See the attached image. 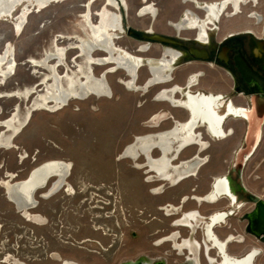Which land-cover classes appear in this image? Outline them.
<instances>
[{
	"label": "rangeland",
	"instance_id": "obj_1",
	"mask_svg": "<svg viewBox=\"0 0 264 264\" xmlns=\"http://www.w3.org/2000/svg\"><path fill=\"white\" fill-rule=\"evenodd\" d=\"M150 1L157 8L155 20L146 15L137 16L142 0H126L127 9L123 5V9L121 6L113 9L124 16L125 31L121 38L115 40L117 44L134 52L136 45L144 42L129 34L126 28L143 31L153 25L156 31L174 35L166 21L176 19L182 8L193 7L181 0ZM88 2L95 22L97 12L105 4L103 0H66L52 3L40 11L30 8L26 25L19 31L14 21L24 3L18 5L12 16L0 17V52L9 43L16 59L14 75L0 81V91L19 90L21 95L0 98V120L12 114L16 105L21 107L20 118L25 116L27 109H33L31 106L36 94L30 93L31 96L24 98L23 92L39 82L43 70L38 69L40 71L35 73L29 57L37 58L53 50L56 40L60 45H68L74 41L75 35L88 36L83 18ZM222 23L223 32L230 30L234 24L232 19H224ZM60 34L64 37H59ZM156 46L160 45H151L146 56L154 55ZM67 55L64 62L72 65L78 53L71 50ZM188 62L183 60L182 65L172 71V81L151 86H147L151 77L149 68L147 70V65L143 64L138 70L137 82L141 87L137 91L131 90L123 81L121 84L118 82L120 77H127L124 71L108 74L115 93L111 101L92 96L87 100L71 102L64 108L51 106L31 111L25 127L14 138L13 146L0 150V179L7 178V172L15 174L13 180L24 179L39 164L62 160L72 164L68 182L74 190L69 194L64 185L59 192L43 198L53 179L39 190L35 195L38 205L30 211L42 216L44 224L39 225L27 221L17 211L6 199L0 184V264H63L65 260H74L78 264H121L145 256L151 260L164 258L167 264L187 261V254H180L172 242L155 243L174 231L180 232L184 238L191 232L190 239L202 241L200 229L175 225L178 215L174 213L202 210L205 205L202 201H185L186 195L183 194L201 195L212 177L225 173L234 159V150L241 144V136H229L224 140L208 138L210 146L203 151L208 162L200 168L196 177L184 179L176 185L167 182L169 180L154 178L146 168L137 169V162L146 163L143 157L124 159L121 152L126 144L135 142L137 135L157 134L188 117L184 109L173 107L166 101L164 103L158 95L165 87L181 86L189 73L195 70L205 72L197 77L198 84L192 89L201 86L210 92L230 91L228 74L201 62ZM60 66V70H64L63 64ZM98 73L99 70H95V74ZM42 87L39 83L34 92ZM175 96L179 97L178 93ZM157 113L163 114L166 122L148 127L146 124ZM227 121L229 126L238 128L242 125L240 119ZM1 131L6 130L0 127ZM203 134L204 140H207L206 134ZM23 150L26 157L22 161L20 155ZM198 150V145L189 147L181 153L180 159L184 162ZM158 152L154 150L153 155L159 156ZM173 158L175 153L170 159ZM242 180L251 193L264 195V132L260 144L242 168ZM192 188L196 190L192 191ZM174 206L175 209H171ZM169 211L173 214L167 215ZM242 211L231 220L247 239L244 244H231V251L236 253L243 252L249 245L261 247L240 231ZM210 253L212 255L213 251ZM8 255L9 263L4 259ZM204 257L201 255V263L207 264ZM263 259L260 255L257 261Z\"/></svg>",
	"mask_w": 264,
	"mask_h": 264
},
{
	"label": "bare ground",
	"instance_id": "obj_2",
	"mask_svg": "<svg viewBox=\"0 0 264 264\" xmlns=\"http://www.w3.org/2000/svg\"><path fill=\"white\" fill-rule=\"evenodd\" d=\"M62 1L66 0H0V17L12 16L18 5L24 3L23 7L20 9V13L14 21L15 28L17 31H19L23 25L24 27L26 25L30 8H36L37 11H40L52 3H58ZM103 1L105 4L97 12V20H95V22L92 19V12L89 8L90 2L87 4L88 9L84 12L83 18L89 33L88 36L75 35L74 41L68 43V45H60L57 42L58 40H56L53 50L46 51L45 54L37 58L32 56L29 57V62L32 63L35 73L40 71L38 69L43 70L39 77V82H37L35 85L32 84L23 92L24 98L31 96L30 93L36 94L31 106L33 109H27L25 116L20 118L21 107L19 108V106L16 105L15 111L12 114L3 120H0V127L6 130L1 131L0 133V150L13 146L14 138L25 127L26 119L31 111L36 109H45L51 106L56 108H64L71 102L87 100L92 96H96L98 100L111 101L114 98L115 93L114 88L108 79V74L110 73L124 71L127 77H120V81L118 82L121 84L123 81V84H126L131 90L134 91L140 90L141 87L137 82V78L138 70L143 65V63H145L149 68L151 76L148 79L149 81L147 86L165 83L170 80V76L168 74L165 75L163 71L165 68L170 70L178 65L181 57L177 59L173 52L171 53V51H168L170 54L169 56L161 58L159 60L160 64H154L152 59L147 58L144 60L142 57H140V55H135L126 48L117 44L115 40L119 38V32L123 31V25L121 22L122 16L120 12H117L116 10L113 11V9H118L121 5L127 9V2L126 0H120V5V1L118 0ZM224 3L225 1L219 6L213 4V8H217L219 11H221L224 8ZM153 6L147 4L141 9H139V7H141L139 6L137 8L139 10L138 15L145 16L147 12H151V16H154L155 12ZM110 7L112 9H110ZM205 9L208 11V14L213 13L216 15V13L212 12L213 9L211 7H205ZM217 16L218 14L216 15V18ZM175 22L173 25L176 27H184L182 20L176 23ZM200 29H202V27H200ZM200 34L199 37L203 40L204 37L202 34ZM59 37L64 36L60 34ZM143 48L145 49V46ZM71 50H76L78 53V56L74 58L72 65L64 62V58L68 56L67 54ZM60 64H63L64 70H60ZM15 67L16 59L8 43L6 47H4L0 52V81H5L9 77H12L14 75ZM95 70H99V73L95 74ZM197 77L198 75H195L192 80L197 81ZM39 83L43 85L42 89L40 88V90L34 92V89L37 88ZM190 85L191 83H188L186 85V90L183 92L180 86H174L170 89L161 91L158 95L161 101H166L174 107H181L184 109L188 114L186 119L177 121L173 127H168L157 134H154L155 132H153L137 135L135 142H129L126 144L121 152V157L124 159L127 158L137 160L139 157H143L144 160H146V163L141 164L142 162H137V169L146 168L145 170H147L149 175H152L154 178L156 177L162 181L169 180L172 185H176L184 179L196 177L200 168L199 165L204 162L201 152L204 150V147H206V142L201 137L200 131L197 130L199 124L204 122L209 129L208 132L211 134H219L218 132H220V124H222L221 122L223 119V116H221L215 109V101L218 98L214 97L212 94L201 95L200 93L196 95V93H193L188 89ZM179 92L182 96L184 95V97L179 98L175 96V94ZM185 92H187V95L184 94ZM17 95H20L19 90L0 91V98L14 97ZM211 112L214 114V116ZM235 112L237 113V111ZM235 112H233V109L229 106L226 115H230ZM192 114L193 118L190 119ZM242 114L245 117L247 115V113ZM163 119H166L163 114H154L146 125H149L148 127H156ZM195 145H198L200 148L198 153L195 151L193 153L194 157H189L190 159L187 158L188 160L182 162L183 159H180L181 153L185 149ZM154 150L159 151V156L153 155ZM170 152L172 153L171 155L169 154ZM174 153L175 158L170 159ZM20 157L22 161L26 157V152L24 150ZM180 160L181 164H178ZM71 170L72 164L68 161L49 160L39 164L29 171L24 179L13 180L15 174L13 172H7V178L0 179V184L4 189L6 199L15 206L17 211L24 215V218L27 221L42 225L44 224L42 221V216L30 212L38 205V200L35 198V195L39 190L45 188L51 179H53L51 187L45 194L42 195L43 198H49L51 195L59 192L61 188H64L65 186L67 187L66 192L69 194L72 193L74 189L68 182V177L71 174ZM221 180H227V178L216 179L214 183L217 192L215 194L216 196L220 194L218 193L220 192L218 189V183ZM233 183L234 182L232 181V184ZM233 185V188H241H237L235 183ZM212 196H214V193ZM216 217L217 216L212 217V220L209 224L210 226L213 224ZM194 220L195 217H188L181 224L193 227V225L197 223V221L194 222ZM172 239V241L175 243V246L181 250L182 246L177 244L175 240L176 237L173 236ZM184 245H186L191 250L190 241L185 242ZM253 255L254 254L252 251L248 253L243 259L234 262V264H250V262L253 261ZM9 257L10 256L8 255L4 258L5 262H10ZM145 257H141L139 259L144 261V263L153 262L151 258L148 259ZM223 259L226 258L223 257ZM157 260L164 261V258H157ZM192 260L196 262V259ZM129 262L134 263L135 261L133 260ZM63 264L78 263L74 260H65Z\"/></svg>",
	"mask_w": 264,
	"mask_h": 264
},
{
	"label": "flooded vegetation",
	"instance_id": "obj_3",
	"mask_svg": "<svg viewBox=\"0 0 264 264\" xmlns=\"http://www.w3.org/2000/svg\"><path fill=\"white\" fill-rule=\"evenodd\" d=\"M224 1V8L221 11L217 8H213V4L219 6ZM181 2H189L193 7L182 8L176 19H168L166 21L169 27L172 28L174 35H169L167 33L165 35L158 34L155 32L156 30L153 29V25L147 26V29L143 31H132L126 28L129 34L140 38L144 42L137 44L134 52L130 51L127 46H124V48L135 55H140L144 60L147 58L152 59L154 64L159 63L158 60L161 58L169 56L170 54L168 51H171V53L173 52L177 59L181 57L178 65L170 70L165 68L163 71L165 75L168 74L170 76L168 82L173 80L172 71L182 65L183 60H188V63L201 62L204 65L214 66L228 74L230 78L229 92L209 91L213 95H220L221 97L218 100L216 99V101L214 100L216 111L223 116L222 124H220V132H218L219 134H211L208 132L209 129L204 122H201L198 128L203 140L205 138L203 132L207 136V140H204L206 142V147L203 151L207 150L210 146L208 138L211 140H224L229 136L235 137L240 135L241 144L234 150L235 153L240 146H243L242 143L246 134L247 121L242 113L246 114V111L251 109L253 97L264 102V0H181ZM147 4L154 5L150 0H142L139 9ZM153 7L155 15L151 16V12H147L145 15L155 20V18H157V8L155 6ZM205 7H211L213 9L212 12L216 13V15L218 14L217 18L213 13L208 14ZM121 8L123 9L122 6ZM121 14L123 31L119 32V38L122 37V33L125 31V26L123 24L124 16L122 12ZM224 19H232L234 23L233 27L225 32H223L222 25ZM250 19H252V21ZM181 20L184 23V27L178 28L173 25L175 21L178 22ZM257 25L259 26L254 27ZM200 27H202L203 30L200 29ZM200 33L204 37L203 40L199 37ZM152 35H156L159 39H161L160 37L165 39L159 41L154 40L151 38ZM154 44L160 46L155 47L154 55L146 56L151 45ZM144 46L145 49L143 48ZM143 64L146 66L145 63ZM250 72L254 74V77L249 75L251 74ZM204 73L205 72L202 70H195L189 73L183 85L180 86L182 92L186 90V85L188 83H191L188 87L191 92H200L197 88L192 89V86L198 84L197 81H193L192 79L195 75L199 77L203 76ZM167 89L169 88L165 87L161 89V91ZM178 95L182 97L180 92ZM229 106L233 109V112L237 111V113L226 115ZM228 119H240L242 125L238 128L235 127V125L229 126ZM261 128L262 134L258 145L261 142L264 132V121ZM203 151L201 154L204 162L199 165L200 168L208 162L207 156H203ZM190 156V158L194 157L193 154ZM240 175L241 177L232 168L231 163L225 173L217 174L212 177L208 187L206 190H202L201 195H193L190 192L183 194L186 195L184 196L185 201L194 199L202 201L204 204L213 205L211 208L203 207L201 211L191 210L185 213L178 210L179 212L174 213L178 215L175 219L176 222L174 221V224L177 226L188 227L189 225H181V221H183L184 218L195 217L194 222L197 221V223H195L193 227H189L193 228L192 230H201V242L196 239H190L191 232H189L187 239L186 237H181L180 232L177 233L174 231L168 236L159 238L155 244H162L166 241L174 243L172 237L175 236L177 244L182 246V248L179 250L178 247L175 246V243L173 247L179 250L180 254H187L186 260L189 264H202L201 255L203 257L205 256L204 258L207 264H234V262L243 259L252 251L254 255L252 258L253 261L250 262V264H264V259L262 261H257L260 255L264 257V195L251 193L242 180V172ZM218 178H227V180H221L218 183V189L220 191L218 193L220 194L216 196L215 194L217 192L214 183ZM231 180L235 185L241 188H233L234 183L232 184ZM195 190V188H192V191ZM213 193L214 196H212ZM254 196H257L259 201L263 203V205H260L259 209L257 203L253 200ZM179 207L181 208L182 206L179 205ZM171 209L174 210L175 206ZM241 209L243 211L241 214L242 225L240 231L244 235H248L251 240L257 241L261 247L249 245L243 252L236 253L231 251V244H244L247 240L245 236L239 233L238 226L231 222L232 218L236 216ZM172 214V211L167 213V215ZM213 216L217 217L213 224L209 226ZM188 241L191 243V250L184 245V243ZM211 251H213L212 255L210 253ZM223 257L226 259H223ZM192 259H196V262Z\"/></svg>",
	"mask_w": 264,
	"mask_h": 264
},
{
	"label": "water",
	"instance_id": "obj_4",
	"mask_svg": "<svg viewBox=\"0 0 264 264\" xmlns=\"http://www.w3.org/2000/svg\"><path fill=\"white\" fill-rule=\"evenodd\" d=\"M150 32V31H148ZM154 40H162L165 38L160 37L161 39L157 38L156 35L151 36ZM251 73V72H250ZM251 77H254V74H249ZM201 93V95H211V93H204V92H196V95ZM187 95V92L184 93ZM214 97L220 99V95H214ZM217 99V100H218ZM191 113V111H190ZM212 113V112H211ZM247 115L245 117L247 121V128H246V134L243 139V146H240L236 152L234 153V159L232 161V168L235 169V171L238 173V175L241 177L240 173L242 172V168L248 159V157L254 152L256 146L258 145L261 134H262V124L264 121V102L261 100H258L257 98L253 97L252 99V107L250 110L246 111ZM213 114V113H212ZM214 116V114H213ZM193 118V114L190 116V119ZM235 165V166H234ZM234 166V167H233ZM239 188V186H237ZM253 200L257 203L258 209L260 208V205H263L261 201H259L257 196L253 197ZM210 226V225H209ZM121 264H166L163 260H156L150 263H144V261L137 259L134 263L125 261ZM178 264H189L188 261L178 263Z\"/></svg>",
	"mask_w": 264,
	"mask_h": 264
},
{
	"label": "crops",
	"instance_id": "obj_5",
	"mask_svg": "<svg viewBox=\"0 0 264 264\" xmlns=\"http://www.w3.org/2000/svg\"><path fill=\"white\" fill-rule=\"evenodd\" d=\"M155 32H157L158 34H162V35H165L166 33H164L163 31H155ZM159 61V60H158ZM184 82V81H183ZM176 83H178V82H176ZM180 84H182L183 85V83H180ZM181 85V86H182ZM197 90H199L200 92H204V93H208L210 90H208L207 88H202L201 86L200 87H197ZM193 92V91H192ZM194 93H196V92H194ZM210 93V92H209ZM200 94V93H199ZM212 94V93H211ZM213 95V94H212ZM182 97H184V95L182 96ZM155 101V100H154ZM164 103H165V101H163ZM174 107V106H173ZM176 108H179V107H176ZM160 113V112H159ZM174 119H176L175 117H174ZM163 121H165L166 122V120H162L161 122H163ZM204 208H211V207H213V205H211V204H205L204 206H203Z\"/></svg>",
	"mask_w": 264,
	"mask_h": 264
}]
</instances>
